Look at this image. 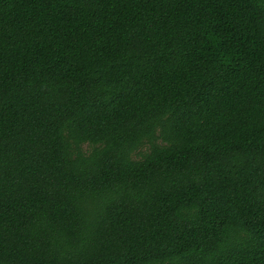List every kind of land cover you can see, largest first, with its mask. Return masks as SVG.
<instances>
[{
  "label": "trees",
  "instance_id": "16d2710c",
  "mask_svg": "<svg viewBox=\"0 0 264 264\" xmlns=\"http://www.w3.org/2000/svg\"><path fill=\"white\" fill-rule=\"evenodd\" d=\"M0 264H264V0H0Z\"/></svg>",
  "mask_w": 264,
  "mask_h": 264
}]
</instances>
